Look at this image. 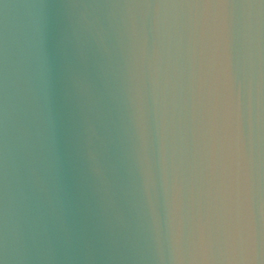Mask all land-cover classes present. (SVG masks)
I'll list each match as a JSON object with an SVG mask.
<instances>
[{
  "label": "water",
  "instance_id": "1",
  "mask_svg": "<svg viewBox=\"0 0 264 264\" xmlns=\"http://www.w3.org/2000/svg\"><path fill=\"white\" fill-rule=\"evenodd\" d=\"M264 181V0H0V154Z\"/></svg>",
  "mask_w": 264,
  "mask_h": 264
}]
</instances>
